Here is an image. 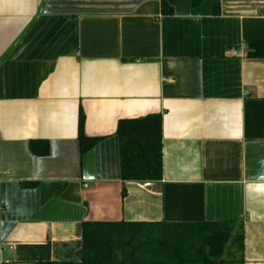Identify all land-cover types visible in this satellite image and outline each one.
<instances>
[{
	"label": "crops",
	"instance_id": "0c3cea01",
	"mask_svg": "<svg viewBox=\"0 0 264 264\" xmlns=\"http://www.w3.org/2000/svg\"><path fill=\"white\" fill-rule=\"evenodd\" d=\"M193 1L0 0V264L79 261L85 220L232 221L264 264V0ZM150 114L161 178L122 182L117 123Z\"/></svg>",
	"mask_w": 264,
	"mask_h": 264
},
{
	"label": "trees",
	"instance_id": "16d2710c",
	"mask_svg": "<svg viewBox=\"0 0 264 264\" xmlns=\"http://www.w3.org/2000/svg\"><path fill=\"white\" fill-rule=\"evenodd\" d=\"M201 0H194L193 5ZM162 11L167 6L162 0ZM248 56L264 58V39L248 42ZM84 117H78L81 153L100 139L83 134ZM122 182L158 181L162 175L159 114L120 119L116 127ZM30 151L48 153V142L31 139ZM232 221H90L81 223V258L77 262L36 261L32 264H231L223 258L228 246L240 249L242 235Z\"/></svg>",
	"mask_w": 264,
	"mask_h": 264
},
{
	"label": "rangeland",
	"instance_id": "374dc122",
	"mask_svg": "<svg viewBox=\"0 0 264 264\" xmlns=\"http://www.w3.org/2000/svg\"><path fill=\"white\" fill-rule=\"evenodd\" d=\"M235 229V227H234ZM238 230L236 228V234H238ZM239 257H240V249L237 246H228L223 258L226 260L232 261L231 264H239Z\"/></svg>",
	"mask_w": 264,
	"mask_h": 264
}]
</instances>
